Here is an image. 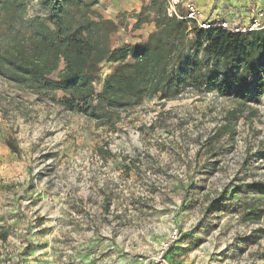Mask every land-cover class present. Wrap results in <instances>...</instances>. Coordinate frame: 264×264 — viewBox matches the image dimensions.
<instances>
[{"label":"rangeland","instance_id":"1","mask_svg":"<svg viewBox=\"0 0 264 264\" xmlns=\"http://www.w3.org/2000/svg\"><path fill=\"white\" fill-rule=\"evenodd\" d=\"M226 2L198 0L207 13L216 6L243 22L250 5L264 9V0ZM99 4L127 26L116 43L149 33L151 21L132 30L136 13H151L147 3ZM38 12L28 0L27 14ZM249 105L255 114L245 108L218 137L235 102L215 92L145 100L111 129L0 79V264H133L174 231L172 264H264V233L244 241L264 229V216L246 220L239 210L245 200L264 207V95ZM220 195L226 200L217 204Z\"/></svg>","mask_w":264,"mask_h":264},{"label":"trees","instance_id":"2","mask_svg":"<svg viewBox=\"0 0 264 264\" xmlns=\"http://www.w3.org/2000/svg\"><path fill=\"white\" fill-rule=\"evenodd\" d=\"M34 1L39 12L29 16L28 0H0V79L18 91L49 97L96 126L115 129L122 114L145 100L215 92L235 102L211 136L218 137L233 131L245 108L253 116L249 104L264 95V28L243 34L203 30L167 15L164 0H141L151 13H136L132 30L148 21L153 30L138 42L116 43V33L127 26L106 16L99 0ZM104 63L112 68L102 77ZM6 144L17 152L10 138ZM224 200L222 195L217 204ZM239 210L246 220L264 216V207L258 210L247 200ZM263 233L251 229L244 241L254 244ZM6 237L0 230V240Z\"/></svg>","mask_w":264,"mask_h":264},{"label":"built area","instance_id":"3","mask_svg":"<svg viewBox=\"0 0 264 264\" xmlns=\"http://www.w3.org/2000/svg\"><path fill=\"white\" fill-rule=\"evenodd\" d=\"M210 4L222 3L226 5V0H207ZM166 13L169 16L188 21L191 25L199 29L207 30L220 27L233 33H247L250 31L264 28V9L256 5L249 6L251 17L248 22H243L237 14H223L220 8H211V12L207 13L199 6L198 0H164ZM211 7V6H210ZM227 12V11H225ZM214 14V17L211 15ZM106 72L101 71V76L104 77ZM99 85V84H98ZM97 85V86H98ZM177 238V233L174 231L165 243H162L160 249L153 255H138L130 260L133 264H172L166 253L171 242Z\"/></svg>","mask_w":264,"mask_h":264},{"label":"crops","instance_id":"4","mask_svg":"<svg viewBox=\"0 0 264 264\" xmlns=\"http://www.w3.org/2000/svg\"><path fill=\"white\" fill-rule=\"evenodd\" d=\"M211 16L214 17V14H212ZM150 25H151V29L149 30V32H150L151 30H153V28H154L153 23H151ZM146 35H147V34H146ZM142 38H144V37H142Z\"/></svg>","mask_w":264,"mask_h":264}]
</instances>
